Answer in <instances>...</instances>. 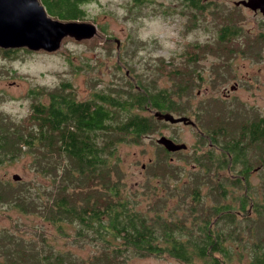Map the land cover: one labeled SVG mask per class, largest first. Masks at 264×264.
Segmentation results:
<instances>
[{"label": "trees", "instance_id": "obj_1", "mask_svg": "<svg viewBox=\"0 0 264 264\" xmlns=\"http://www.w3.org/2000/svg\"><path fill=\"white\" fill-rule=\"evenodd\" d=\"M87 1L41 4L54 19L84 22ZM150 1L132 0L135 6ZM180 1L182 12L176 2L163 15L192 11L193 23L198 15L215 13L220 21L214 35L220 46L214 49L217 56L246 55L257 43L245 45L243 36L250 33L239 25L237 15L220 14V0ZM257 40L264 41V30ZM200 49L212 51L207 44L194 43L181 52L180 60L159 61L155 75L159 78L167 69L169 89L140 85L124 74L117 83L100 84V90L97 85L79 101L69 83H62L45 93V101L30 92L33 101L23 124L9 123L0 114V166L28 155L34 173L50 181L47 187L0 181V205L37 215L57 233L66 226L74 233L75 245L86 241L99 254L88 259L59 254L35 232L31 236L14 224L0 227V264H131L134 256L165 255L182 264H232L236 255L241 262L246 253L245 264H264V116L239 120L237 109L219 112L215 106L223 109L226 103L209 101L208 109L195 110L205 145L194 147L189 155L193 168L175 166L159 148L160 155L148 167L161 189L159 193L157 186L146 187L154 197L146 209L122 181L119 146L140 145L162 128L156 113L178 117L189 112L191 104L182 101L202 80L191 70L199 62ZM253 177L258 184H252ZM182 179L186 184L176 187ZM166 201L175 204L168 208Z\"/></svg>", "mask_w": 264, "mask_h": 264}, {"label": "rangeland", "instance_id": "obj_2", "mask_svg": "<svg viewBox=\"0 0 264 264\" xmlns=\"http://www.w3.org/2000/svg\"><path fill=\"white\" fill-rule=\"evenodd\" d=\"M176 2L182 12L180 0H151L149 4L138 6L133 5L132 0H88L84 5L87 12L84 22L97 28V35L92 39L75 41L67 37L54 53L18 49L16 52L5 54L3 49H0L1 116L9 123L14 121L23 124L33 101L30 92H38L37 97L45 101V93L57 89L62 83H69V91L79 101L86 100L96 90L97 85V90H100V84L106 86L117 83L119 76L124 74L125 79L128 80V76L140 85L152 84L155 89H169V76L165 75L168 70H161L162 76L158 78L155 75L158 73L156 66L159 61L169 59L168 57L180 60L178 56L181 52L185 53L194 43L200 46L207 44L208 49L212 51L200 49L199 62L191 67L193 74H197L202 80L196 84L191 96L182 101L183 105L187 102L191 104L186 116L192 121H197L195 110L200 112L206 107L208 109L209 100L219 97L223 86L229 88L234 83H238L240 88L231 96L233 100L214 101L226 103L223 109L215 106L216 110L220 112L229 108L237 109L241 112L236 117L239 120L264 116V41L260 43L257 40V35H261L264 30V16L246 7L237 8L235 3L240 2L239 0L223 1L220 14L237 15L242 19L238 22L239 25L250 33V36H243L245 45H251L254 41L257 43L246 55L243 51L236 56L229 53L217 56L214 49L220 46L215 43L214 35L220 21L216 20L215 13L198 15L193 23L190 22L192 11L185 15H163V12L168 11ZM238 9L240 11L237 14ZM206 11L204 9V12ZM116 40L119 42L118 46ZM183 72H187V69H183ZM120 86H124L122 82ZM160 136L173 137L177 144L187 145L186 153L171 156L174 165L186 171L193 168V161H187L193 148L205 145L199 139V132L192 127L178 125L166 128L162 124V128L159 127L157 132L145 137L140 145L119 146L122 181L126 189L138 198L142 209H146L149 202L154 200L151 193H147L146 187L157 186L159 193L161 189L159 181L152 178L148 167L150 162L160 155L161 149L156 144ZM31 163L32 157L26 155L0 166V181L32 182L47 187L50 181H44L39 174H35ZM13 175L19 176L21 180L14 181ZM168 182L171 184L172 180ZM186 182L182 179L175 186L182 187ZM258 182L257 177L252 178V184ZM205 193L206 191L203 194ZM207 198V204L211 205V197ZM173 204L175 202H165L168 208ZM14 224L31 236L35 232L39 241H47L59 254L86 259L99 255L86 241L83 245H75L74 233L68 227L64 226L63 230L57 233L37 215H24L8 205H0V227H12ZM25 237L29 236L25 234ZM238 259L239 256L236 255L232 264H245L247 253L240 257L242 263ZM131 264L182 263L165 255L134 256Z\"/></svg>", "mask_w": 264, "mask_h": 264}, {"label": "water", "instance_id": "obj_3", "mask_svg": "<svg viewBox=\"0 0 264 264\" xmlns=\"http://www.w3.org/2000/svg\"><path fill=\"white\" fill-rule=\"evenodd\" d=\"M235 5L260 12L264 16V0H243ZM96 35L97 28L92 24L53 19L39 0H0V49H27L54 53L60 48L62 40L67 37L75 41H83L92 39ZM116 43L118 46V40ZM155 116L171 124L182 123L194 126L187 117L175 118L168 113H156ZM156 144L170 153L187 149L185 144H175L166 137L157 139ZM12 179L21 180L17 175H13Z\"/></svg>", "mask_w": 264, "mask_h": 264}, {"label": "flooded vegetation", "instance_id": "obj_4", "mask_svg": "<svg viewBox=\"0 0 264 264\" xmlns=\"http://www.w3.org/2000/svg\"><path fill=\"white\" fill-rule=\"evenodd\" d=\"M40 1V3H41V0H39ZM214 1H219V0H214ZM222 2L224 1H226V0H221ZM239 1H243V0H239ZM235 7V6H234ZM237 8H241V7H244V6H241V5H238V6H236ZM245 8V7H244ZM247 9V8H246ZM249 10V9H248ZM253 12V11H252ZM254 13H260V12H254ZM193 75H195V74H193ZM231 88L233 89V90H231ZM239 88H240V85L238 84V83H234V85H232V86H230L229 88H226L225 86H223L221 89H220V91H219V97H212L211 98V100H209V101H213V103H214V101H216V100H223V102H227V101H232L233 100V98L231 99V96L234 94V93H236L238 90H239ZM215 95H217V94H215ZM205 104V103H204ZM168 113V112H167ZM169 114V113H168ZM173 115V114H172ZM174 116V115H173ZM178 117H187V116H178ZM178 117H175V118H178ZM188 118V117H187ZM191 120V119H190ZM162 121V123H163V127H166V128H168L169 126H178V125H184V124H182V123H178V124H171V123H169V122H165V121H163V120H161ZM192 121V120H191ZM193 122V124H194V126H191V125H185V126H189V127H192V128H194L195 130H197L198 132H199V134H200V136H203L202 135V133H200V130H199V128H198V126H197V124H196V121H192ZM160 137H165V136H160ZM167 139H169L170 141H172L173 143H175V144H177V142H176V139L175 138H168V137H166ZM159 146V145H158ZM187 146V145H186ZM160 148H162L163 150H164V152H166L168 155H169V160L170 161H173V159L171 158V156L172 155H174V154H177V153H186L187 151H188V147H187V149H185V150H181V151H178V152H175V153H170V152H168V151H166L163 147H161V146H159Z\"/></svg>", "mask_w": 264, "mask_h": 264}]
</instances>
